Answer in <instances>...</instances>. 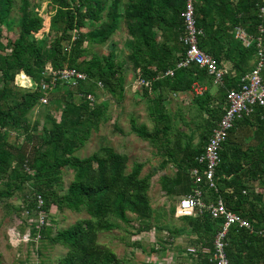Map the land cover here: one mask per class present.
I'll return each mask as SVG.
<instances>
[{
	"label": "trees",
	"instance_id": "obj_1",
	"mask_svg": "<svg viewBox=\"0 0 264 264\" xmlns=\"http://www.w3.org/2000/svg\"><path fill=\"white\" fill-rule=\"evenodd\" d=\"M185 4L186 0H51L52 28L56 32L46 44L37 37L45 22L39 5L22 0L16 20L12 16L15 0H0V200L19 199V205H9L22 214L23 206L36 208L37 195L41 194L48 217L52 206L88 214L55 234L48 225L42 229L32 225V234H41L39 241L67 249L56 264H125L111 246L98 240L100 232L123 228L130 244L129 227L135 228L134 222L138 223V232H145L153 227V220L160 221L162 215L157 214L148 192L153 176L161 168L174 166L171 175L160 177L168 195L181 199L195 187L190 171L199 166L197 157L225 111L227 90L239 88L244 75L256 63L257 43L247 47L230 31L240 26L259 36V26L264 28V0L195 1L198 26L204 31L201 48L221 66L224 61L230 62L233 69L232 73L228 70L224 85L219 86L220 96L209 90L201 95L193 92L195 81L213 84V76L206 69L198 65L176 68L185 54L181 41ZM15 23L17 37L4 41L3 27ZM122 23L129 35L125 46L135 76L151 81V86L142 87L141 92L154 103L149 115L155 125L149 128L135 118L131 120V130L149 142L162 158L144 175V162H135L128 170L129 155L107 144L86 157L76 154L110 117L106 103L87 99L88 94L95 97L98 81L116 100L124 98L126 74L116 51L89 57L87 47L89 43L108 42ZM88 25L90 28L83 30ZM261 35L264 47V31ZM48 65L54 69L76 67L87 74V79L72 89L58 83L57 89L61 88L51 91L48 101L57 92L64 103L60 114L46 113L43 122L32 121L28 117L31 110L46 105L40 98L44 95L41 84ZM171 68L175 74L164 75ZM22 75L32 79V89L22 91L18 87L17 79ZM180 91L192 93L194 106L201 112L197 120L192 111L190 121L179 112L189 128L191 122L195 124L197 136L194 128L186 131L166 106L168 94ZM12 130L17 132L15 139ZM65 169L73 171L68 185ZM216 175L219 191L202 183L210 199L221 196L228 208L248 218L253 227L234 225L230 229L226 247L230 264H264V106L238 119L229 131L221 146ZM175 208L172 206L170 213L175 214ZM197 218L211 224L213 235L221 227L222 221L213 219L208 212ZM38 242L30 244L36 248Z\"/></svg>",
	"mask_w": 264,
	"mask_h": 264
},
{
	"label": "rangeland",
	"instance_id": "obj_2",
	"mask_svg": "<svg viewBox=\"0 0 264 264\" xmlns=\"http://www.w3.org/2000/svg\"><path fill=\"white\" fill-rule=\"evenodd\" d=\"M30 4L39 5V11L44 16V28L37 34V37L41 42L48 44L51 39L54 37L53 27V14L54 10L51 6V0H28ZM22 0H15L14 10L12 16L19 18L20 15V5ZM124 25H121V29ZM90 26H85L83 30H88ZM119 30V29H118ZM118 32V31H117ZM235 36V28L230 31ZM18 35V25L15 23L13 26L3 27V39H12ZM114 37V36H113ZM111 40V39H110ZM117 40V42L115 41ZM117 46L114 48L112 43ZM119 36H117L113 42L104 43V44H87V47L90 49L88 56L91 57L93 53L96 55H105L109 53L110 48L113 47L115 51L118 52L120 58H124L126 51L123 45H120ZM257 60V58H256ZM228 67H231L230 62H225ZM137 78L134 84H136ZM18 87L22 91L32 89L34 83L31 78H28L25 75L18 77L17 79ZM60 86V85H59ZM58 86V87H59ZM61 88V87H60ZM58 88V89H60ZM72 89V87H68ZM218 86L213 85L212 90L215 92ZM58 89L56 91H58ZM142 93V92H141ZM55 92L54 97L46 103V105H37L31 112L28 114V117L34 121L39 119L41 122L45 119V114L50 113L51 115H59L60 110L63 109L64 103L61 101V98ZM79 96V95H78ZM179 98V99H178ZM95 99L98 102H104L108 105V120L101 123L100 129L98 131H93L91 137L86 141V143L81 146L76 154L80 157H86L93 154L99 149L102 145L112 146L116 151L126 153L129 155V169L135 162H144V168L142 174H146L154 167H157L162 158L155 153L154 147L147 141L143 140L136 133L131 130V120L135 118L138 124H146L149 128H153L155 125L153 117L149 115L148 101L142 97L140 93H135L130 90V87L127 88L124 92V98L122 100H116L113 95L107 91L104 87L98 86L95 90ZM180 96L172 95V99L169 103V109L177 117V122L180 125H183V128L186 131H191L194 128V134L197 136V130L195 129V124L191 122V127L189 128L186 123L183 122L179 112H182L185 120H189L192 115V111H195L194 116L199 119L201 112L197 111V108H190L188 105L182 104ZM188 98H186L187 100ZM191 100V99H190ZM179 101V102H178ZM154 107V103H151ZM166 106H168L166 104ZM180 108V109H179ZM197 111V112H196ZM157 115V114H156ZM197 124V122H196ZM118 125L120 128H118ZM12 139H15L17 132L15 130L11 131ZM196 137V141H197ZM174 172L173 164L168 165L163 170L157 172L152 178V184L150 191L148 192L152 205L155 209H167L169 206L176 203V197L168 195L161 186V175L172 174ZM73 177V171L70 169L64 170V179L65 184L68 185ZM19 205L21 202L17 198L12 200H0V258L4 264H20L23 260H29L26 264H39L41 261H44L46 264H56V261L59 257L63 256L66 253V248L62 245L55 244L52 245L47 241H39L36 248L26 242H11L9 230L19 225L20 222L24 219V224L28 226V219L24 213L21 214L20 211H15L12 206L9 205ZM166 203V204H165ZM165 204V205H163ZM170 204V205H169ZM170 206V207H171ZM157 214L163 215L157 211ZM50 216L48 217L47 225L52 229V233L55 234L58 230L73 224L78 218L87 217L86 212H76L71 211L67 208L63 210H58L56 206H52L50 209ZM53 216V218H52ZM135 224V222H134ZM19 229L23 232L25 231L24 225H19ZM131 231V228H130ZM132 233V232H131ZM119 229H115L112 232H100L98 240L102 243H105L117 252L119 255L120 244L124 242V239L121 241L119 239ZM123 237H128L127 234L123 232ZM130 240V239H129ZM132 241V240H131ZM130 241V242H131ZM47 242V243H46ZM37 249H40L41 252H37Z\"/></svg>",
	"mask_w": 264,
	"mask_h": 264
},
{
	"label": "built area",
	"instance_id": "obj_3",
	"mask_svg": "<svg viewBox=\"0 0 264 264\" xmlns=\"http://www.w3.org/2000/svg\"><path fill=\"white\" fill-rule=\"evenodd\" d=\"M196 0H186L184 10L182 12L184 22V33L181 41L185 46V54L178 60L176 68H185L191 65H198L206 69L213 76L215 85H224V76L228 70L218 63V60L210 53L205 51L200 46V39L204 35L202 28L198 26L196 14ZM261 12L264 9L261 8ZM260 35L254 36L248 33L245 29L238 26L235 29L236 37L241 40L247 47L254 42L257 43V60L251 71L244 75L239 88H231L227 91V106L225 111L213 128L208 142L197 160L199 166L191 169V176L194 179L195 187L192 193L183 196L177 206V214L179 216L189 215L197 208L207 209L212 218L221 220V227L214 236V253L213 262L215 264H230V259L226 252L227 238L230 229L234 225L252 229L250 220L240 213L228 208L223 198H218L216 201H210L205 204L203 199L202 183H205L209 188L216 192L218 188V177L216 170L221 160V146L229 131L234 127L236 121L244 116L251 115L257 106H264V47L262 41L263 26H259ZM46 78L42 80L41 90L44 95L40 98V102L45 104L48 102V94L51 91H56L58 83H63L68 87L76 88L79 84L87 79V74L76 67H64L62 69H54L47 66L45 72ZM175 69H168L164 75L173 76ZM159 76H156L158 78ZM98 85L103 87V83L98 81ZM137 87H150L151 81L144 78H138ZM196 94H202L204 87L195 84L192 86ZM87 99L94 101L95 97L88 94ZM44 198L41 194L37 195V206L33 210H29L23 206V213L27 217L28 226L24 224L23 219L20 224L25 226V231L19 229V225L12 227L9 230L11 242H38L41 234H32V225L38 229L47 226L48 214L43 209ZM190 251H196L195 248H190ZM4 264V263H2ZM26 264V263H25Z\"/></svg>",
	"mask_w": 264,
	"mask_h": 264
},
{
	"label": "crops",
	"instance_id": "obj_4",
	"mask_svg": "<svg viewBox=\"0 0 264 264\" xmlns=\"http://www.w3.org/2000/svg\"><path fill=\"white\" fill-rule=\"evenodd\" d=\"M113 36L110 38L111 40H109L106 43H109L111 41L113 42V40L117 36H119V39L121 40L120 45H123L126 51V55L124 58H120L118 52L116 51L117 59L119 60V63L120 64L124 63L122 65L124 67L123 72L126 74L125 90H127V88L130 87V90L134 91L135 93H140L142 95L141 91L143 89L141 87H137L136 84H134L137 77L135 76V72L132 68L131 63L128 61V48L125 46L126 45L125 43L129 35L126 31L125 25L122 27V29L120 26L118 32H116ZM235 38L238 39L236 35H235ZM115 41L117 42V40ZM115 41L114 43H112L113 47L115 46L114 45L116 43ZM242 44L244 45L243 42ZM113 47L110 48V51L114 48H117V46H115L114 48ZM225 62H228V61H224L222 63V66L225 67L227 70H230L231 67L230 66L228 67V65H226ZM152 68L153 70L155 69L154 66ZM195 84H198L205 88L202 94L209 90L211 91V93L219 95L218 93L219 86H222V85H217L218 88L214 92L212 90L213 85H215L214 83L211 84L210 82H206L205 84H201L199 81H195L192 84V86ZM193 92L195 93L194 90ZM151 94H154V93L151 92ZM172 95L180 96L181 98L183 97V99L181 100V103L188 105L189 109L190 108L193 109L195 107L194 106L195 102H193L192 93L180 91V92L168 94L167 100H166L168 109H169V103L172 99ZM196 95H201V94H196ZM142 97L144 96L142 95ZM186 98L188 99L186 100ZM148 104H149L148 105V108H149L151 103L148 102ZM161 169L163 170L164 168H161ZM201 189L203 191V199H204L205 204H208L211 200L216 201V199H213V198L210 199L211 196H209L208 193H206V189L203 188V185H201ZM260 189L261 188L259 187V190ZM175 197H176V203L172 204V206L174 205L176 206L175 214L170 213L172 206L169 204L171 207L169 206V208H167L166 210L160 209V208L156 209V211L160 212L163 215L160 221L153 220L154 225L148 231L138 232L137 230L138 223H135V226H136L135 228L129 227V230L131 228V231H132V233L130 232V241L132 240L130 244H127L128 238L123 237V232L127 234L126 231H124L123 228H119L118 237L121 241L124 239V242L120 244V248H119L120 252L118 256L120 257L121 260H124L125 264H215L212 258L213 253H214V243H213L214 237L213 236L215 235H213V230L209 229L211 224L206 223L202 221L201 219L197 221L198 220L197 217H199L200 214L204 212H208L207 209L203 210V209L197 208L191 214L184 215L186 217L179 216L176 210H177L180 197L178 195H175ZM218 198H222V197L219 196ZM155 222L159 223V225H156ZM160 224H166L167 226H160ZM172 231L174 233L176 232V235L174 234L171 235ZM190 248H195L196 251L192 252L190 251Z\"/></svg>",
	"mask_w": 264,
	"mask_h": 264
},
{
	"label": "water",
	"instance_id": "obj_5",
	"mask_svg": "<svg viewBox=\"0 0 264 264\" xmlns=\"http://www.w3.org/2000/svg\"><path fill=\"white\" fill-rule=\"evenodd\" d=\"M229 72H230V73H232V72H233V70H232V69H230V70H229Z\"/></svg>",
	"mask_w": 264,
	"mask_h": 264
}]
</instances>
